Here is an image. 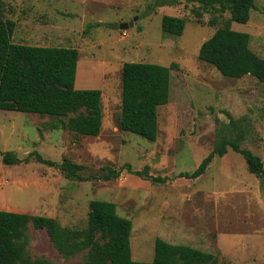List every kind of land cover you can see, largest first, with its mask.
<instances>
[{"label": "rangeland", "instance_id": "374dc122", "mask_svg": "<svg viewBox=\"0 0 264 264\" xmlns=\"http://www.w3.org/2000/svg\"><path fill=\"white\" fill-rule=\"evenodd\" d=\"M38 1L0 0V16L15 24L14 43L78 49L75 87L102 91L101 132L78 135L58 118L0 110V150L21 159L35 150L58 163L79 164L81 175L96 178L68 177L34 156L8 165L0 155V210L54 217L64 228L83 230L91 200H108L132 221L134 260L151 261L161 237L211 252L220 264H264V177L250 172L244 156L229 147L200 177L180 176L193 172L217 140H236L240 131L242 147L264 163V82L224 76L199 58L201 44L230 23L229 11H206L186 0L159 7V0ZM255 5L248 22L230 26L247 32L250 48L264 58V0ZM163 15L185 18L183 33H163ZM132 20L126 30L108 26ZM125 62L176 64L170 101L158 108L155 141L120 127ZM126 163L134 170L148 167L166 182L127 169L110 180L100 178L104 166L121 170ZM27 235L23 261L85 264L88 250L65 258L46 230L30 223Z\"/></svg>", "mask_w": 264, "mask_h": 264}, {"label": "trees", "instance_id": "16d2710c", "mask_svg": "<svg viewBox=\"0 0 264 264\" xmlns=\"http://www.w3.org/2000/svg\"><path fill=\"white\" fill-rule=\"evenodd\" d=\"M199 2L206 11H229L230 23H246L255 0H186ZM178 0H159L156 7L174 5ZM199 7L195 13L200 16ZM230 23L219 27L200 46L199 58L217 68L224 76L241 78L251 75L264 82V58L250 48V35L231 28ZM163 33L181 35L186 27L183 17L163 15ZM13 22L0 16V110L36 113L58 118L60 125L78 135L97 136L103 123L102 91L75 87L79 51L74 47H51L14 43ZM172 63L164 66L146 62H125L122 66V103L120 127L150 141L158 137V108L170 101ZM65 119V120H64ZM55 128L58 125L54 126ZM236 140L222 138L193 172L180 176L195 179L203 175L215 156H223L231 147L241 153L250 172L264 177V163L250 149L243 148L240 131ZM3 162L19 164L31 157L60 168L65 175L80 181L96 176H83L81 165L64 160L58 163L32 151L21 159L10 151L2 152ZM123 169L129 173L152 179L156 183L166 178L153 176L148 167L134 170L126 163L121 170L104 166L103 180L118 177ZM46 230L57 250L69 258L87 251L85 264H220L219 258L190 245L170 243L161 237L154 242L151 261L132 257V221L117 212L114 202L94 199L89 204L88 226L83 230L64 228L54 217L0 210V264H34L23 261L29 243V224Z\"/></svg>", "mask_w": 264, "mask_h": 264}, {"label": "water", "instance_id": "95a60500", "mask_svg": "<svg viewBox=\"0 0 264 264\" xmlns=\"http://www.w3.org/2000/svg\"><path fill=\"white\" fill-rule=\"evenodd\" d=\"M108 26L113 29H120V30H126L132 26H134V20L129 22H116V23H109Z\"/></svg>", "mask_w": 264, "mask_h": 264}, {"label": "crops", "instance_id": "0c3cea01", "mask_svg": "<svg viewBox=\"0 0 264 264\" xmlns=\"http://www.w3.org/2000/svg\"><path fill=\"white\" fill-rule=\"evenodd\" d=\"M36 3L40 4L38 0H36ZM33 4H35V3H33ZM51 9H54V8L52 7ZM35 36H36V35H35ZM36 37H37V36H36ZM35 45H37V44H35Z\"/></svg>", "mask_w": 264, "mask_h": 264}]
</instances>
